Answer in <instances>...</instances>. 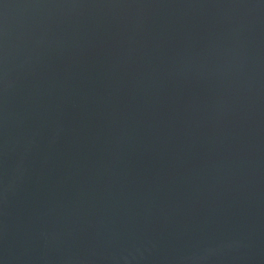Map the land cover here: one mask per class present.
<instances>
[{"label":"water","instance_id":"95a60500","mask_svg":"<svg viewBox=\"0 0 264 264\" xmlns=\"http://www.w3.org/2000/svg\"><path fill=\"white\" fill-rule=\"evenodd\" d=\"M0 264H264V0H0Z\"/></svg>","mask_w":264,"mask_h":264}]
</instances>
